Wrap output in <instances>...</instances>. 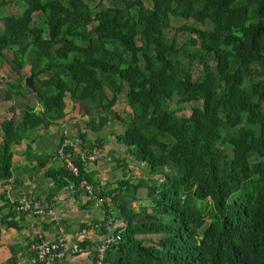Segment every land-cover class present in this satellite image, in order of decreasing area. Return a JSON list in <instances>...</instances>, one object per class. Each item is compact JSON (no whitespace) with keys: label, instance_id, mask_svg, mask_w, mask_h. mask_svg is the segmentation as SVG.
<instances>
[{"label":"trees","instance_id":"obj_1","mask_svg":"<svg viewBox=\"0 0 264 264\" xmlns=\"http://www.w3.org/2000/svg\"><path fill=\"white\" fill-rule=\"evenodd\" d=\"M95 1L22 0L1 17L0 70L17 77L0 75L4 99L36 93L41 108L0 112V181L23 141L32 151L36 131L66 116L69 96L106 113L89 128L121 122L122 144L147 173L102 191L70 148L80 176L56 170L60 185L86 194L84 178L105 198L104 218L85 227L121 220L106 264H264V0Z\"/></svg>","mask_w":264,"mask_h":264},{"label":"crops","instance_id":"obj_2","mask_svg":"<svg viewBox=\"0 0 264 264\" xmlns=\"http://www.w3.org/2000/svg\"><path fill=\"white\" fill-rule=\"evenodd\" d=\"M65 111L66 116L62 120L36 131L38 139L32 151H27L26 141L16 148L13 175L0 181V264H32V243L37 235L55 238L61 232L70 243H80V251L74 255L68 252L57 264H94V250L103 238V232L91 229L84 236L80 235V230L103 219L105 213L103 207L95 204L84 192L76 194L54 178L57 168L63 166L56 154L65 137L87 133L86 149L96 153L98 158L85 163V168L88 175L96 179L99 190H114L125 175L129 177L138 173L135 158L122 144L121 122H110L103 127L96 124L93 130L87 126V121L92 116L106 114L74 103L68 96ZM126 163L130 164V171L123 166ZM57 195L62 199L49 206ZM23 196L42 201L47 206L45 213L36 216L18 211L16 201ZM125 197L126 194H123L119 203L125 202ZM133 204L137 205L136 202ZM120 223L121 220H117V225Z\"/></svg>","mask_w":264,"mask_h":264},{"label":"built area","instance_id":"obj_3","mask_svg":"<svg viewBox=\"0 0 264 264\" xmlns=\"http://www.w3.org/2000/svg\"><path fill=\"white\" fill-rule=\"evenodd\" d=\"M81 144L82 140L79 136L65 137L62 139L56 154V157L62 161L63 166L75 176H80V166L73 158L66 154L68 148L76 153L83 163L93 162L98 158L96 153L82 150ZM79 184L84 189L87 196L95 200L97 205L102 206L104 204L105 198L96 194L95 184L88 182L84 178L79 181ZM68 188L74 191V184L71 183ZM59 199H62L59 195L52 198L49 206H54ZM16 209L20 212H27L38 216L45 213L47 206L38 199L30 196H23L16 201ZM91 229H100L104 235L96 245V258L94 264H106L108 247L121 238V232L117 231V221H115L113 217H110L104 224L95 223L92 226L83 227L80 230V235H88ZM32 251V264H57L58 261L66 257L68 252L73 255L78 253L80 251V243H70L63 232L57 234L55 238L38 234L35 241L32 243Z\"/></svg>","mask_w":264,"mask_h":264},{"label":"rangeland","instance_id":"obj_4","mask_svg":"<svg viewBox=\"0 0 264 264\" xmlns=\"http://www.w3.org/2000/svg\"><path fill=\"white\" fill-rule=\"evenodd\" d=\"M95 2L98 3L99 0H96ZM104 4L107 5L108 2L105 1ZM22 10H23L22 0H17L14 3H11V4L7 5L6 7L0 9V20H1V17L5 14H9V13L19 14ZM39 15L40 14L36 15V19H38ZM180 24H182V21L181 22L174 21L172 29L170 32L174 33L175 28ZM0 75L2 76L4 83L5 82L17 83L16 75L11 71L10 67L6 63L3 64L2 69L0 70ZM5 95H6V88H5V84H3L0 87V112L3 111L5 113L9 114V116H11L13 114L20 116L22 113H24L27 105H35V106L39 107V109L41 108V106L38 102V99L36 97V93L24 92V94H19V93H17V91H15L13 99L10 101L4 99ZM139 96L145 102L146 109L149 110V107H150L149 101L144 98L142 92L139 93ZM68 101H70V100H68ZM123 101H124V98L121 97V99L119 100V102L116 105V109H119L120 113H121V108L124 105V104H122ZM113 110L115 111V107H113ZM110 122L114 123L116 121H113V119L110 118ZM136 170L138 171L139 174L136 173L137 175H134V179L136 178V176H140L141 174L143 176H147V173L145 170L140 169V168H137ZM129 177H131V175H129ZM144 197H145V193H142L141 198H144ZM147 204H148V202L145 200L144 205H147ZM141 212H143V211H141Z\"/></svg>","mask_w":264,"mask_h":264},{"label":"water","instance_id":"obj_5","mask_svg":"<svg viewBox=\"0 0 264 264\" xmlns=\"http://www.w3.org/2000/svg\"><path fill=\"white\" fill-rule=\"evenodd\" d=\"M34 76L35 73H31L27 78H26V86L32 89L33 91H36V87L34 85Z\"/></svg>","mask_w":264,"mask_h":264}]
</instances>
